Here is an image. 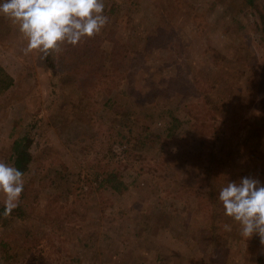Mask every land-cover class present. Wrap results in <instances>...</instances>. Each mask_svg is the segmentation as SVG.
Here are the masks:
<instances>
[{"label":"rangeland","instance_id":"374dc122","mask_svg":"<svg viewBox=\"0 0 264 264\" xmlns=\"http://www.w3.org/2000/svg\"><path fill=\"white\" fill-rule=\"evenodd\" d=\"M103 3L102 31L53 56L63 70L24 55L0 15L14 80L0 161L13 165L24 136L32 155L27 214L0 221V264H264L218 199L229 181L264 183V0Z\"/></svg>","mask_w":264,"mask_h":264},{"label":"clouds","instance_id":"9594fccd","mask_svg":"<svg viewBox=\"0 0 264 264\" xmlns=\"http://www.w3.org/2000/svg\"><path fill=\"white\" fill-rule=\"evenodd\" d=\"M0 15L18 27L26 41L24 55L55 56L67 44L76 47L85 39L98 35L108 23L103 0H0ZM24 173L0 161V196L3 217L18 206L24 191ZM224 216L239 228L245 242L259 238L264 250V183L252 177L229 181L219 191ZM223 230L232 231L230 224Z\"/></svg>","mask_w":264,"mask_h":264},{"label":"trees","instance_id":"16d2710c","mask_svg":"<svg viewBox=\"0 0 264 264\" xmlns=\"http://www.w3.org/2000/svg\"><path fill=\"white\" fill-rule=\"evenodd\" d=\"M250 4H254L256 0H248ZM74 60L77 59L74 56H71ZM46 65H48L49 68H52L56 70L59 65L61 69L63 68H69L68 63H66L67 58H61L59 60V65L58 63L55 62V59L53 56H49L46 60ZM2 72V73H1ZM0 75H2V78L0 77V93H3L7 90H9L13 83L14 80L11 76L6 74L2 69L0 70ZM30 148H31V140L28 136H24L21 139H18L14 142L13 147H12V155L11 157L14 159L13 161V166L17 167L21 172L24 173V175L27 173L29 170V166L32 162V155L30 153ZM210 178V177H209ZM118 177L116 175H110L108 179H105V183L112 184L114 181H117ZM212 181H209V189L205 192L210 195V198L213 200L215 199V192H216V185H214ZM27 190L28 188L24 186V191L21 195L20 201L18 203V206L12 211L11 215H16L17 217H24L23 215H26L27 212H25V202H26V197H27ZM117 190V189H116ZM217 208V207H216ZM3 210L4 208L0 211V221L3 218ZM214 217L218 216L216 213L213 214ZM215 221V220H214ZM213 221V222H214ZM214 235L212 238L214 239ZM212 260V259H211ZM211 264H215V261L213 260Z\"/></svg>","mask_w":264,"mask_h":264}]
</instances>
